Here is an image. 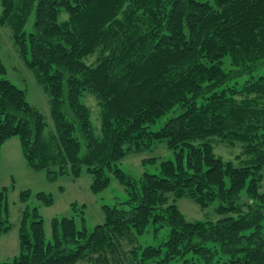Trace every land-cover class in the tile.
<instances>
[{"label": "trees", "instance_id": "1", "mask_svg": "<svg viewBox=\"0 0 264 264\" xmlns=\"http://www.w3.org/2000/svg\"><path fill=\"white\" fill-rule=\"evenodd\" d=\"M0 23L48 92L53 120L47 127L0 58V148L17 135L49 180L84 167L92 190L111 173L127 194L102 204L92 228L83 216L52 217L49 238L26 203L19 251L0 264H264V72L253 74L264 66V0H0ZM156 141L174 152L158 172L135 177L117 164ZM219 143L239 151L225 157ZM6 188L0 233L11 225ZM183 196L216 217L186 218L174 202ZM165 225L157 244L136 240Z\"/></svg>", "mask_w": 264, "mask_h": 264}, {"label": "rangeland", "instance_id": "2", "mask_svg": "<svg viewBox=\"0 0 264 264\" xmlns=\"http://www.w3.org/2000/svg\"><path fill=\"white\" fill-rule=\"evenodd\" d=\"M0 58L6 67L3 75L24 89L27 100L41 111L47 121V127H50L53 120L49 94L19 54L14 41V30L5 23H0ZM260 72H264V66L254 71L253 74ZM247 77L249 74H244L238 80L242 82ZM83 100L90 106L91 118L97 125V106L94 96L88 93ZM158 126L159 121L151 124L150 129H157ZM215 150L225 157H232L239 151V147L238 145L229 147L219 143L216 144ZM167 158H174L173 150L168 148L164 141H156L149 148L126 154L117 161V164L127 173L138 177L144 171L158 172L160 161ZM109 177L108 185L99 191L92 190L90 186L92 176L84 167L77 176L65 173L58 175L55 180H49L44 169H33L28 166L18 136L13 135L7 138L0 148V190L7 187L5 200L8 204V218L11 225L0 233V261L11 260L19 251L18 219L20 210L26 203L30 206H37L43 219L47 238L50 237L51 219L55 216L73 215L76 220L83 216L88 228L102 222V204L111 205L127 196L123 184L113 174L109 173ZM27 188L30 189L31 194L26 202H22L20 191ZM40 190L51 193L52 202L50 204L42 203L36 197L35 193ZM174 202L188 219L216 217L212 204L201 207L186 196L179 197ZM167 231L168 226L165 225L154 234L152 227L149 226L146 232L136 236V240L143 245L157 244L165 238Z\"/></svg>", "mask_w": 264, "mask_h": 264}]
</instances>
